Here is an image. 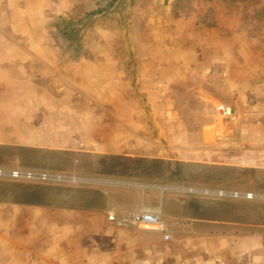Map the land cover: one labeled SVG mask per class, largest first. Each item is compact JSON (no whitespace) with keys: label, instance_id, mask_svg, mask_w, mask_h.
Listing matches in <instances>:
<instances>
[{"label":"rangeland","instance_id":"374dc122","mask_svg":"<svg viewBox=\"0 0 264 264\" xmlns=\"http://www.w3.org/2000/svg\"><path fill=\"white\" fill-rule=\"evenodd\" d=\"M258 9L264 11V0H0V88L40 90L41 113L49 118L61 115V106L88 117L90 123L78 128L69 144L63 124L56 123L64 142L55 146L73 147L80 137L100 142L79 144L73 155L56 152L51 144L34 153L0 145V168L13 170L11 164L20 163L14 169L46 174L86 170L146 175L202 198L216 190L264 193V174L249 167L264 161L238 159L248 151L264 154V142L254 147L241 143L264 139V89L245 93L226 84V76L245 71L253 76V85H264V59L243 65L237 54L234 63L226 61V49L240 51L243 35L257 38L264 29ZM231 23L237 31L233 34L223 30ZM242 23L251 26L249 34L240 31ZM124 105L131 106L130 112L120 111ZM220 105L231 107L232 115L220 114ZM130 120L141 129L131 135L137 145L125 146L133 156H116L110 141L120 127L129 139ZM258 125L261 129H252ZM13 127L4 133L11 135ZM49 132L43 130L46 138ZM99 150L103 153H80ZM161 150L170 160L169 169L165 162L146 158ZM242 164L246 169L239 168ZM125 192L133 203L132 190ZM172 197L171 192L161 198L149 190L143 203L162 206L170 215ZM8 219L0 205V264H13L6 237H18V225L4 223ZM26 230L22 226L23 234ZM24 257L27 264H37L33 252L25 251Z\"/></svg>","mask_w":264,"mask_h":264},{"label":"crops","instance_id":"0c3cea01","mask_svg":"<svg viewBox=\"0 0 264 264\" xmlns=\"http://www.w3.org/2000/svg\"><path fill=\"white\" fill-rule=\"evenodd\" d=\"M257 13L259 18L264 17L263 10L258 9ZM223 30L231 34L237 32L233 23L225 25ZM218 31L214 30L221 34ZM240 31L249 34L251 26L242 23ZM263 32L264 29H259L257 38L243 35L240 51L235 52L232 47L226 49V61L234 63L238 57L235 55L238 54L243 65L260 63L264 59V39H259L264 38V35L259 36V33ZM250 77L253 76H245V71L242 76H226L227 88L234 91L240 86L245 93L247 90L264 89L263 84L253 85ZM10 97L18 99L10 100ZM41 97L40 90L0 88V145L27 148L33 152L35 149L47 148L44 144H51V149L56 152L66 151L73 155L79 144L100 143L97 140L82 142L80 137L72 141L73 147L55 146L64 142L58 139L57 133L62 126L56 123L63 124L62 130L67 132L65 142L69 144L68 140L72 139L74 133H79L78 128L90 121L88 117L80 115L78 109L67 111V106H61L58 110L61 115L58 117L43 116L42 101L37 99ZM45 107L49 108L50 105ZM129 109L131 106L124 105L120 111L130 112ZM129 122V127L134 126L128 133L129 139L125 138L127 132L122 130L125 127H120L110 141L115 148L111 151L116 156H133L126 151L125 146L137 145L131 135L134 132L137 134L139 128L136 120ZM10 126L16 130L6 135L4 131ZM259 126H253L252 129H261ZM46 128L50 131L49 139L43 134ZM262 142V138H253L241 143L254 147L260 146ZM87 152L91 155L103 153L100 150L80 153ZM256 153L248 151L238 159L264 161V154ZM146 158L163 164L165 162L170 168V160L162 150L159 155L152 154ZM20 166V163L11 164L13 169ZM239 166L242 169L247 167L244 164ZM249 167L264 174V164ZM50 175L59 176L64 182L36 184L0 180V205L3 216L9 218L4 223L18 225V242L6 237L9 251L7 258L13 264H27L25 251L34 253L37 264H264V201L197 197L189 194L185 188L170 187L166 184L168 180L147 178L146 175L127 176L118 173L111 176L86 170ZM125 189L132 190L131 195L135 197L133 203ZM149 190L159 192L161 198L165 192L173 194L170 215L163 213L162 206L144 205L145 194ZM144 209L160 214L162 229L118 228L107 218L109 212L121 215ZM22 226L27 228L24 234ZM165 234L170 235V240H164Z\"/></svg>","mask_w":264,"mask_h":264},{"label":"built area","instance_id":"2783aa9c","mask_svg":"<svg viewBox=\"0 0 264 264\" xmlns=\"http://www.w3.org/2000/svg\"><path fill=\"white\" fill-rule=\"evenodd\" d=\"M217 111L229 117L232 115V109L229 106L220 105ZM0 178L9 180H26V181H63L59 176H52L46 173H37L31 170L13 169L4 170L0 168ZM193 192V190H190ZM210 195L223 198L245 199L252 201H264V193L254 192H238V191H210ZM108 221L118 228H156L162 229L161 216L156 211L141 210L139 212H130L117 215L115 212H109L107 215ZM170 235L165 234L164 240H170Z\"/></svg>","mask_w":264,"mask_h":264},{"label":"bare ground","instance_id":"6f19581e","mask_svg":"<svg viewBox=\"0 0 264 264\" xmlns=\"http://www.w3.org/2000/svg\"><path fill=\"white\" fill-rule=\"evenodd\" d=\"M208 136H212V131H209V133H207Z\"/></svg>","mask_w":264,"mask_h":264}]
</instances>
